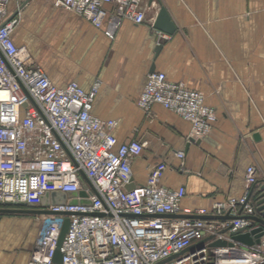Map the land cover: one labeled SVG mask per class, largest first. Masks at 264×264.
<instances>
[{"label":"built area","instance_id":"built-area-1","mask_svg":"<svg viewBox=\"0 0 264 264\" xmlns=\"http://www.w3.org/2000/svg\"><path fill=\"white\" fill-rule=\"evenodd\" d=\"M12 1L0 0V205L50 212L34 216L37 236L27 264H264V235L252 245L232 236L258 228L257 222L198 218L259 215L257 191L251 195L260 181L257 168L248 167L242 197L211 208L183 206L186 187L161 184L165 162L150 170L146 184L129 189L132 162L145 143L120 144L114 135L118 121L93 113L100 80L89 90L77 82L65 88L51 82L30 51L14 40L19 16L10 11ZM54 5L84 17L110 39L125 20L147 21L145 0H55ZM137 104L146 112L158 104L179 115L191 124L194 140L207 137L217 120L202 92L169 80L164 72L148 75ZM52 193L78 196L55 204ZM58 251L61 263L55 262Z\"/></svg>","mask_w":264,"mask_h":264},{"label":"crops","instance_id":"crops-1","mask_svg":"<svg viewBox=\"0 0 264 264\" xmlns=\"http://www.w3.org/2000/svg\"><path fill=\"white\" fill-rule=\"evenodd\" d=\"M24 1L10 4L12 14L19 11L16 43L30 51L58 88L77 82L89 90L100 80L93 113L118 121L114 135L120 144L145 143L132 162L131 188L146 184L150 170L165 162L161 184L185 186L183 206L197 209L242 197L249 166L264 179V0H145L146 23L125 20L114 39L84 17L56 7L55 0H31L22 8ZM161 6L177 28L173 35L154 28ZM153 64L155 72L205 95L217 115L207 137L191 141V124L161 105L149 112L138 106ZM6 226L0 228V264H27L36 222L33 232L26 229L31 235L26 255L8 251L22 241L23 229Z\"/></svg>","mask_w":264,"mask_h":264},{"label":"water","instance_id":"water-1","mask_svg":"<svg viewBox=\"0 0 264 264\" xmlns=\"http://www.w3.org/2000/svg\"><path fill=\"white\" fill-rule=\"evenodd\" d=\"M31 0H25L22 4V8L26 6ZM19 13L16 12L15 15ZM154 28L164 34L167 35H173L176 32V26L174 22L172 21V18L170 17L168 11L164 6H161L159 14L156 18V21L154 23ZM162 50V41L158 44V47L156 49V57L160 54ZM156 70L155 64H153L150 73H154ZM257 141H261L262 138L259 133H256L254 135ZM194 139H191L193 141ZM129 189H132L131 187ZM258 191L260 194L256 196V205H257V211L259 212V215H254V216H247V217H242V216H232L230 214H227L225 216H219V217H210V216H201L198 217L200 219H216V220H224V221H233L237 220L239 218H245V219H250L255 222H257L260 226L258 228L253 229L250 232H244V230H239L237 232H233L232 236L233 239L236 241L243 242L248 245H252L255 241H259V239L264 235V179L259 181V184L255 185L252 190V194L254 192ZM83 196L84 193H81ZM52 201L53 203H61L67 200L68 197H73L76 198L78 196L77 193H70L68 195L66 194H60V193H52ZM49 195L46 196V201H48ZM77 200L74 199L72 200V204H77ZM83 204H89V201L83 200ZM50 212L45 211V210H34V209H29L25 204H2L0 205V214H6V215H44V214H49ZM69 229V221L67 220L64 224V227L61 232L60 240H59V245L61 246L65 235L67 234ZM203 242H200L199 245H202ZM225 242H217L215 245L217 246H223L225 245ZM193 248V247H192ZM189 248V249H192ZM55 262L56 263H61L62 262V253L60 251L57 252L56 257H55Z\"/></svg>","mask_w":264,"mask_h":264},{"label":"rangeland","instance_id":"rangeland-1","mask_svg":"<svg viewBox=\"0 0 264 264\" xmlns=\"http://www.w3.org/2000/svg\"><path fill=\"white\" fill-rule=\"evenodd\" d=\"M34 223H35V218L32 215L0 214V228H1V224L2 226L8 225L6 227L11 230L12 228L10 227V224H14V226H17V229L18 227L23 229V232H21L22 234L21 236H23L22 241L18 245L14 246L12 250L11 249L8 250L10 253H14L16 255H26L28 248V239L29 240L31 239L30 238L31 235L29 236L28 231L30 230H32V232L34 231ZM1 236L2 235L0 233V240L2 239ZM10 240L15 241V238L12 239L10 238Z\"/></svg>","mask_w":264,"mask_h":264}]
</instances>
